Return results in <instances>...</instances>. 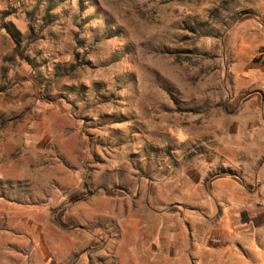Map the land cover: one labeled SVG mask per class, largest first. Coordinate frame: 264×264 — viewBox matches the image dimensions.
Wrapping results in <instances>:
<instances>
[{
    "label": "rangeland",
    "instance_id": "374dc122",
    "mask_svg": "<svg viewBox=\"0 0 264 264\" xmlns=\"http://www.w3.org/2000/svg\"><path fill=\"white\" fill-rule=\"evenodd\" d=\"M262 9L0 0V264H158L188 222L203 264H230L223 220L264 234ZM37 228L55 258L7 260ZM255 241L246 264H264Z\"/></svg>",
    "mask_w": 264,
    "mask_h": 264
},
{
    "label": "crops",
    "instance_id": "0c3cea01",
    "mask_svg": "<svg viewBox=\"0 0 264 264\" xmlns=\"http://www.w3.org/2000/svg\"><path fill=\"white\" fill-rule=\"evenodd\" d=\"M261 16L264 17V9H262V11H261ZM255 29H256L255 32L258 35L256 37L255 42L251 46L258 50V48H264V32L261 31L259 25H257V24H256ZM261 54L264 55V53H261ZM248 83H250V82L248 81ZM261 99H262V101H264V95H260V100ZM262 104H264V103H262ZM258 113L264 114V105L259 106V112H258V110L255 113H253L252 111H248V114H258ZM248 122L246 121V123H248ZM241 138H243V137H241ZM248 144H251V143H248ZM236 190L237 189H235V191L232 192L233 194H231V195H235V193L237 192ZM223 197L227 198V197H229V194L223 193L222 198ZM233 198H235V197H233ZM239 200H240V198H239ZM239 200L235 199V203H236L235 207H241L239 205H242L243 207L244 206L247 207L250 205V203H247V204L242 203V202H239ZM237 210H238V208H237ZM237 210L235 209V212H238ZM239 210H241V209H239ZM223 215H225V214H223ZM239 215H241V216L239 217ZM243 215H245V214H241V211H239L238 213H235V215L233 214L231 224L224 225V220H223L222 221L223 223H221L219 228H217V230L220 231V233H222V234L227 233V234L231 235L229 237V240H228L229 242L226 244V246H231V248L232 247L235 248V252L234 251L232 252L233 253V255H232L233 259H232V263H230V264H242L243 262H244V264H246V263H248L247 259H249V258H252L254 261V259H256L255 257H257V255H258V253L257 252L255 253L254 251H255L257 246H258V248H260L259 245H256V241H255L256 239H258V241L260 242L259 243L260 245H264V238H262V237H264V234H262V233L257 234L256 232L254 233L253 230L251 231L250 222L245 223V222L241 221V219H243L242 218ZM236 216H238V218ZM188 223H189L188 225H190L189 227L187 226L186 223H185L184 228L180 227V225H178V226L173 225L170 227L172 229L170 231H172V232L166 241L168 244L167 253H164V254L159 253L158 264H203V262H202V260H203L202 255L203 254H202V250H201L202 248H197V243L196 242L193 243L192 237H191V231H192V229H194L193 224L196 225L197 223H195V222H191L192 224H190V222H188ZM174 227H176V228H174ZM252 229H253V227H252ZM195 230H196V227H195ZM32 233H36V234L35 235H29V236L24 237V238L14 237V238H11L10 241L7 240L6 244L4 245L5 251H3L6 254L7 260L11 259V260H18L19 262H21L22 260L32 259V258L42 259V257H43L44 260H46L47 258L50 259L51 256H53L52 259L55 258L56 251L54 252L53 247H50V246L48 247L45 245L47 248V250H46L45 246L42 245V243L46 244V240H45V237L42 236V234H41V228L35 229ZM28 240L33 241L35 243V245H33L31 248H29ZM182 240H183V242H182ZM21 241H27V242H26V244L19 245V243ZM9 242H12L14 244L11 245V244H9ZM181 242L183 243V245L186 244V247H183ZM75 243L77 244V246L79 248L87 245V242L83 243L80 241V239H76ZM191 245L195 246V249L193 250V252H191ZM85 247L86 248L85 249L83 248L82 252L79 253V251H77L79 256L81 254L86 253L88 245ZM185 248H186V250H185ZM242 248L245 251H248L249 254H247V255H244V253L242 254V252H243ZM49 252H51V254ZM48 253L50 255H48ZM75 253H76V250L73 249L71 251H65L63 253V256H65L67 259H69V255H74ZM0 258L3 259L2 256H0ZM79 258L80 257H78V261L74 262L73 264H94L93 262H89V260H88L89 257H87L86 261L81 260V262L79 261ZM217 259H219V256L217 257ZM221 259H223V258H221ZM26 263L27 262L25 261V264ZM12 264H16V262L12 263ZM227 264H229V263H227Z\"/></svg>",
    "mask_w": 264,
    "mask_h": 264
}]
</instances>
